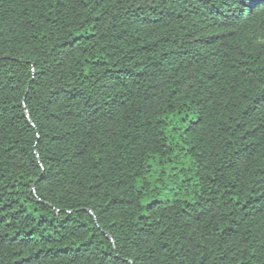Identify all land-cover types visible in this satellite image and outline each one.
I'll return each mask as SVG.
<instances>
[{
    "label": "trees",
    "instance_id": "obj_1",
    "mask_svg": "<svg viewBox=\"0 0 264 264\" xmlns=\"http://www.w3.org/2000/svg\"><path fill=\"white\" fill-rule=\"evenodd\" d=\"M0 264H264V0H0Z\"/></svg>",
    "mask_w": 264,
    "mask_h": 264
}]
</instances>
